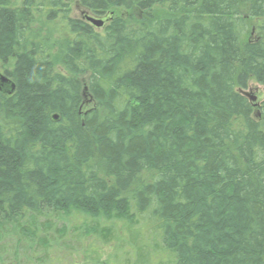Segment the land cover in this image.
Listing matches in <instances>:
<instances>
[{
  "label": "trees",
  "instance_id": "obj_1",
  "mask_svg": "<svg viewBox=\"0 0 264 264\" xmlns=\"http://www.w3.org/2000/svg\"><path fill=\"white\" fill-rule=\"evenodd\" d=\"M78 2L0 0V264H264V0Z\"/></svg>",
  "mask_w": 264,
  "mask_h": 264
},
{
  "label": "rangeland",
  "instance_id": "obj_2",
  "mask_svg": "<svg viewBox=\"0 0 264 264\" xmlns=\"http://www.w3.org/2000/svg\"><path fill=\"white\" fill-rule=\"evenodd\" d=\"M66 1V3L69 4V9H70V17L73 18H84L86 15H90L92 17L95 18H99L102 19L104 21V26L108 23V19L111 16H115V15H120L124 18H128L129 15L132 13V11H126L124 9H118V10H114L110 13H107L104 16H97L94 15L92 13H90L89 11H87L85 8H83L78 0H64ZM160 8L158 7V10L160 11V13H163L164 11H162ZM134 15H136L135 13H133ZM37 21L33 23L32 25V32H31V37L34 35V40H37L38 38L37 35H40L41 40H39L41 43L44 41L45 44L47 45L48 42H56V43H60V45H63V43L67 40V38L69 37L68 34V29L66 26V23L60 18H56L53 21H49L48 19H44L43 16H37ZM250 26L252 28L250 35L247 36L248 39L251 38H255L257 35V25L259 23V20H250L249 21ZM99 29V28H98ZM50 37V39H48ZM33 40V39H32ZM55 44V43H53ZM57 50V48H56ZM53 62L54 65L56 67L57 70H63V67L61 66V64L59 63L58 58L54 57L53 58ZM0 71L3 72V68L0 67ZM82 79H84V81H87V77H83ZM244 92L251 98V100L253 101L254 104H259L261 101L264 100V87L259 84L258 82H256V80H254L253 78L249 80L248 82V87L246 89H244ZM86 104L88 107L92 106V102H90V99L86 100ZM258 113V112H256ZM152 175L150 174H143L142 180H146L149 179ZM83 217V216H81ZM122 237L123 234H121ZM125 239L128 240L127 237H125ZM89 242L86 241L85 244V248L84 250H82L80 253L75 254V255H71L72 257H75L76 259V263L75 264H96V262L94 263L91 259V253L89 248H88V244ZM102 257H101V261L103 264H119L118 262H116V243L112 242L111 244L107 245L106 247H104L103 251H102ZM71 257V258H72ZM70 258V259H71ZM155 259V258H154ZM155 260H151L150 262L146 261V262H140L138 264H155L154 263ZM73 263V261H71ZM125 264V263H123ZM157 264V263H156Z\"/></svg>",
  "mask_w": 264,
  "mask_h": 264
},
{
  "label": "water",
  "instance_id": "obj_3",
  "mask_svg": "<svg viewBox=\"0 0 264 264\" xmlns=\"http://www.w3.org/2000/svg\"><path fill=\"white\" fill-rule=\"evenodd\" d=\"M87 20L97 27H102L104 21L99 18L92 16H87ZM15 90V84L3 73L0 72V92L5 94H11ZM54 119H58V116L55 115Z\"/></svg>",
  "mask_w": 264,
  "mask_h": 264
}]
</instances>
